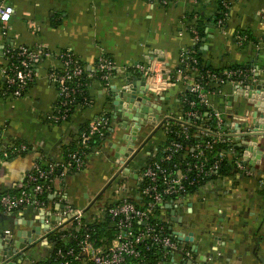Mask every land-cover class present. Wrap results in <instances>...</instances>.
<instances>
[{
	"label": "crops",
	"instance_id": "1",
	"mask_svg": "<svg viewBox=\"0 0 264 264\" xmlns=\"http://www.w3.org/2000/svg\"><path fill=\"white\" fill-rule=\"evenodd\" d=\"M221 1L177 0L162 6L149 0H0L14 9L8 23L0 22V70L7 64L9 49L40 47L51 54L37 66L35 82L24 97L7 95L0 75V195L21 189L35 165L65 164L82 128L107 114L109 132L89 153L83 169L61 167L54 176L44 217H54L61 225L66 206L84 210L120 166L115 147L123 146L125 131L110 108L112 87L124 86L129 73L137 79L140 65H162L174 75L175 83L161 95L150 96L155 106L162 107V117L179 121L184 109L181 98L189 92V82L177 71L182 53L197 45L193 32L201 17L206 22L200 47L205 64L215 70L244 65L249 85L257 81L256 75L264 81V0H231L226 21L219 27L216 17L223 11ZM241 32L251 40L243 42ZM64 51L72 52L86 69L89 102L78 104L70 119L57 125L48 117L59 99L53 74L62 66ZM103 56L117 69L109 87L96 77ZM237 89L232 83L222 85L211 91L206 102L209 109L227 118L228 133L234 124L253 120L252 105ZM152 129L142 130L136 146ZM165 140L164 131L157 133L131 163L134 173L116 180L90 214L98 217L112 204L141 199L143 172ZM231 140L237 146L242 143ZM239 148L244 153V147ZM238 161L244 169L238 168L235 177L211 181L160 205L165 234L184 256L171 252L149 264H184L186 260L191 264H264V163L254 172L244 164V154ZM40 220L43 217L31 208L0 214V236L29 231L41 226ZM72 226L69 223L61 230ZM176 235L193 241L179 242ZM51 250L52 245L43 241L27 253L26 260L13 254L11 264H28L30 256L43 260Z\"/></svg>",
	"mask_w": 264,
	"mask_h": 264
},
{
	"label": "built area",
	"instance_id": "2",
	"mask_svg": "<svg viewBox=\"0 0 264 264\" xmlns=\"http://www.w3.org/2000/svg\"><path fill=\"white\" fill-rule=\"evenodd\" d=\"M150 2H159L162 6H168L177 0H149ZM231 0H222V18L218 20V26L222 27L226 21L229 11V3ZM14 14L12 6L0 4V22L8 23ZM194 42H199L198 32L195 30ZM15 51V53H13ZM194 50H188L182 53L178 75L189 82V92L198 95L200 102L207 104V98L212 92H206L202 85L205 77L197 76L199 71L197 59L190 56ZM7 64L0 70V75L5 79V91L10 92L15 98L24 97L30 84L35 82L37 66L46 57L51 54L40 47H19L17 49H9L6 52ZM62 66L58 72L53 74L57 83L59 99L54 107V111L49 115L48 119L54 124L66 123L70 119L71 107L75 103L76 95L79 94L81 78L85 75L86 69L83 64L70 51H64L60 54ZM140 75L147 78L150 86V93L161 95L174 85V75L166 70L162 65L152 64L150 66H138ZM114 62L103 56L99 59L97 72L101 75L106 87H109L116 71ZM225 79L218 78L214 74L211 79L214 81L212 86L218 89L227 83H232L235 87H246L249 85L247 74L235 70L225 72ZM243 77V80L238 78ZM214 89V90H215ZM8 91V92H7ZM188 92V93H189ZM185 96V95H184ZM190 107L195 106V102L188 101ZM216 135L219 141L230 142L228 138L223 139L222 128L225 124V116L219 112H214ZM200 116L197 112H187L186 117L183 115L179 118L181 127L183 128L178 136L189 137L188 129L196 124L193 119L197 120ZM170 121L165 124V132L170 129ZM111 118L107 114H103L90 124H88L78 135L79 151L71 154L70 159L65 164H50L43 169L41 165H35L31 173L27 176L23 187L17 191L6 192L0 195V214H13L23 209L31 208L37 215L44 217L48 213V195L54 191V176L62 168L70 171H81L85 165V161L90 152L87 151L91 143L103 141L109 132ZM212 128L209 126L200 127L198 134L211 136ZM1 138V135H0ZM215 142L209 140L205 144H197L195 146V157H201L204 150L211 151ZM98 147V146H96ZM184 149L183 144L172 142L171 145L163 152L167 154L159 159L153 158L143 172V184L141 195L149 201L144 207H138L129 201L123 202L108 210L109 215L113 218H119L118 228L120 234L116 243L110 247H95L87 236L83 241L77 244L76 248L69 250H59L55 255L48 256V261H33L31 264H125L128 260L144 263L146 253L150 244L156 246L169 254L177 249L176 242L165 234L164 226L150 224L155 209L162 205L166 200L178 198L188 193L190 187L195 186L200 177L203 179L217 174L220 160L226 156L225 152L219 153V160L208 168L203 165H186V170H195L198 175L194 178L186 175L177 165L173 169L164 166L167 160ZM9 153V152H8ZM234 153V151H232ZM7 157V154H5ZM239 169H244L240 161L237 162ZM56 172V173H55ZM85 214L83 210H76L69 205L65 207L62 218L65 221L73 218V224L80 226ZM135 224L142 225L144 228L137 230ZM60 231V230H59Z\"/></svg>",
	"mask_w": 264,
	"mask_h": 264
},
{
	"label": "trees",
	"instance_id": "3",
	"mask_svg": "<svg viewBox=\"0 0 264 264\" xmlns=\"http://www.w3.org/2000/svg\"><path fill=\"white\" fill-rule=\"evenodd\" d=\"M221 7H222V1H221ZM222 18V11L218 13V16L216 17V22ZM197 31L199 35V42L197 45L192 49L195 51L194 54L192 52L190 53L191 57H195L198 61V65H196L197 70L199 71V74L197 76H202L205 77L202 80V85L204 86V90L206 92H211L214 89L211 88V84H213V80L211 79V75L214 74L218 78L225 79V72L229 70H235L239 72H244V74H247L248 76V70L244 65H235L231 66L222 70H215L212 69L210 66H207L204 62V58L200 53V47L202 43V39L206 36L205 35V26L206 22L204 19L199 18L197 20ZM241 35L243 36L242 40L243 42H248L251 40V37L248 33L246 32H241ZM15 53V51H13ZM81 63V62H80ZM82 64V63H81ZM3 68V67H2ZM1 68V69H2ZM183 66H180L179 69H183ZM97 79L101 81L102 83L103 80L101 79V75L98 73L97 74ZM243 77L238 78V80H243ZM81 88L80 92L78 95H76L75 103L71 107V112H70V117L72 115V112L74 108L78 104H88L89 102V96L86 91V78L85 75L81 78L80 80ZM33 85L30 84L29 87ZM6 88V87H5ZM8 92V91H7ZM6 93V91H5ZM7 95H10L11 93L8 92L6 93ZM192 101L195 102L194 107L189 106V102ZM181 104L183 105V116L186 117L187 112H197L200 116L199 119L195 120L193 119V122L196 124H193L188 130L189 137L185 138L184 136H178L181 131V123L179 121L175 122H169L170 123V129L168 132H165L166 134V140L163 145V147L158 151L157 156H155V159H159L161 157L166 156L167 154L164 151L166 148H168L172 142L176 141L181 144H183L184 149L180 151L179 153L175 154L171 160H167L164 163V166L168 169H173L174 165H177L179 169H181L186 175H188L191 178H194L198 175V172L195 170L187 171L186 170V165H203L205 168H208L211 166L213 163L219 160V153L220 152H225L226 156L223 157L220 162H219V169L217 170V174L202 178L200 177V181L193 187H190L188 190V193H193L195 190H197L200 186L203 184H207L211 181H215L217 179H223V178H230V177H235L237 175L238 167H237V160L238 158H242L243 156V151L236 145V144H230V142H223L218 140V136L216 135V129H215V120H214V111L209 109L205 104L200 102V99L198 98V95L194 93H187L185 96L181 98ZM109 116V115H108ZM87 126V125H86ZM85 126V127H86ZM206 127L209 126L212 128L213 135L211 136H206V135H197L198 131L200 130V127ZM84 127V128H85ZM82 128V130L84 129ZM81 130V131H82ZM80 131V133H81ZM228 133V127H227V118L225 117V124L222 128V134L223 139H226V134ZM108 134V133H107ZM1 140V138H0ZM212 140L215 142L213 149L211 151L209 150H204L203 155L201 157L196 158L194 155L196 153L195 146L197 144H205V142ZM102 141H97L96 143H91L89 148L87 149L88 152H91L96 146H99ZM1 144V141H0ZM80 147L78 144V140L75 143V147L72 148L70 151L67 160L70 159L71 154L79 151ZM234 151V153H232ZM153 159V158H152ZM43 169L47 168L46 166H42ZM56 173V172H55ZM243 173V172H242ZM142 190V186H141ZM187 193V194H188ZM47 198V197H46ZM148 199L144 198L141 195V199H131L129 202L136 204L138 207H144L148 203ZM121 203H115L107 208H105L102 212L101 216L95 217V213H91V209L84 215L82 224L78 226L77 224H73L71 228L61 230L54 232L53 234L50 235V244L52 245V250L49 255L53 256L55 255L59 250L66 251L69 250L70 248H76L77 244L80 241H83L87 236H89V240L93 243V245L97 248L99 247H110L114 245L118 239V235L120 234V230L118 228V223H119V218L113 219L109 213L108 210L112 207H115ZM100 212V211H99ZM101 213V212H100ZM160 206H158L153 214V218L150 221V224L152 225H159L163 226L161 218H160ZM135 228L137 230H141L144 227L139 224H135ZM166 253L163 249L158 248L156 246H152L150 244L149 250L146 253V258L144 263L140 264H149L150 262H153L157 260L158 258H161L164 256ZM49 257L43 259L45 261H48ZM128 262H136L133 260H128ZM125 263V264H126ZM75 264H82L80 262H75Z\"/></svg>",
	"mask_w": 264,
	"mask_h": 264
},
{
	"label": "water",
	"instance_id": "4",
	"mask_svg": "<svg viewBox=\"0 0 264 264\" xmlns=\"http://www.w3.org/2000/svg\"><path fill=\"white\" fill-rule=\"evenodd\" d=\"M213 32L214 30H210V33ZM256 79L257 81L250 85L237 89L238 95L248 99L253 107L252 122L234 124L232 132L227 135L229 139L234 138L236 141L242 142L238 146L244 147L243 154L246 161L244 164H249L254 172L257 166L264 163V81H260L259 75H256ZM153 101L147 78L143 75L139 74L138 78L134 79L129 73L126 75L124 86L112 87L109 100L110 108L114 119L120 120L121 128L125 131L122 137L123 146L115 147L117 150L116 159L120 166L98 195L90 200L89 205L83 210V214L92 208L116 180L124 179L130 173H134L130 167L131 163L157 133L165 130L167 121H178L171 117H162V107L155 106ZM148 126L153 128L151 133L136 146L142 130ZM72 220L73 218H70L58 225L54 217H43V220H40L42 225L39 227H33L29 231H19L12 235L2 234L0 236V264H11L13 254L24 259L32 248L43 241L48 243L51 234L61 230ZM177 238L179 242L193 241L192 238L182 239L178 236ZM172 253V256L176 253L184 256L180 250H175ZM184 264H191V261L186 260Z\"/></svg>",
	"mask_w": 264,
	"mask_h": 264
},
{
	"label": "flooded vegetation",
	"instance_id": "5",
	"mask_svg": "<svg viewBox=\"0 0 264 264\" xmlns=\"http://www.w3.org/2000/svg\"><path fill=\"white\" fill-rule=\"evenodd\" d=\"M48 244H50V236H49V238H48V243H46V245H48ZM26 257H27V256H26ZM26 257H25V258H26ZM25 258H24L23 260H26ZM33 261H37V260L32 259L31 256L28 257V264H31Z\"/></svg>",
	"mask_w": 264,
	"mask_h": 264
}]
</instances>
